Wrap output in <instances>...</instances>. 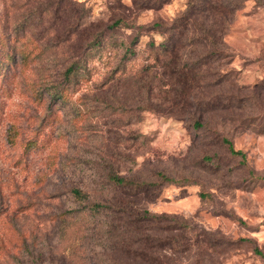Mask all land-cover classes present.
I'll return each instance as SVG.
<instances>
[{
    "label": "rangeland",
    "instance_id": "rangeland-1",
    "mask_svg": "<svg viewBox=\"0 0 264 264\" xmlns=\"http://www.w3.org/2000/svg\"><path fill=\"white\" fill-rule=\"evenodd\" d=\"M220 1L236 9L219 39L200 0H0V264H155L104 245L118 215L84 207L140 190L184 226L188 249L158 247L159 264H264V0ZM200 27L220 52L174 105L159 47ZM139 182L156 184L151 201Z\"/></svg>",
    "mask_w": 264,
    "mask_h": 264
},
{
    "label": "trees",
    "instance_id": "trees-1",
    "mask_svg": "<svg viewBox=\"0 0 264 264\" xmlns=\"http://www.w3.org/2000/svg\"><path fill=\"white\" fill-rule=\"evenodd\" d=\"M200 1L206 2V6L208 7L204 8L203 10H207L209 16L212 15L218 21L219 27L216 33L218 34L217 38L220 39L224 35L223 27L228 26L226 17L228 13L231 14L234 12L236 6H232L231 8L227 9L226 7L228 3L223 4L220 0L219 3L218 0H216L217 3L212 5H210L209 0ZM189 17L190 15H187V18ZM222 22L224 23V26H222ZM200 28L201 35L196 36L193 38V40L190 38L188 42L181 41L174 44L172 43L170 46L163 43L159 47L160 52L163 54L164 60L167 59V61L160 63L159 66L161 68V72L156 73V76L159 77L158 83L161 84L160 89H164L163 87L166 86L167 89L165 92L167 94L171 93V98H173L174 105L180 104L179 102L184 100V96L187 91L189 89L192 90L194 85L200 87L198 83L202 81L204 71L199 70L204 66L205 60L209 59L213 55L215 56L217 51L220 52L218 48H214L218 44V41L214 36L215 32H213L211 29H206L205 27ZM166 30H172V38H177L183 33V29L181 31L177 28V26L173 27V24ZM207 41L210 43H207ZM192 43H198L203 47L208 46L209 48H205L206 50H203L205 52H202L200 58L194 60L195 57L199 55V53L190 58L188 54H186V49L184 48L185 46H191ZM206 43L210 44V46ZM219 43L221 44L220 41ZM191 50L188 52H191ZM126 51H129V48H126ZM127 53L128 52H126V54ZM78 65V62H74L66 68L64 73L66 79H68V77L73 74V71L77 70ZM213 75H215V73ZM138 79L139 77L137 80ZM148 90H150V88H148ZM177 97L181 100L177 101ZM193 125L201 126V122L199 120H194ZM227 143L228 149L231 153H242L240 150H234L231 143ZM159 175L162 179H167L162 173H159ZM113 180L115 184L121 188H126L125 184H131L126 180V178L123 177L115 176L113 177ZM137 185L143 187V189H145L144 191H146L144 193V197H141L142 200L151 201L152 195H149L148 191H150L149 188L155 187L156 184L139 182ZM136 192H138L137 195L134 193L132 195H127L122 200H119L115 206L112 205V207L101 202H93L84 206L87 207L85 210L91 214H104L110 210L111 213L118 215L116 217V221L112 220L106 225L107 229L102 232V234L105 235H100V239L103 241L102 243L104 245H114L118 248V250L122 249V254L126 258L130 259L131 262H137V260L141 259L155 264L161 263V258L158 256L155 257L156 252H158V247L169 245L175 251L183 248L188 249V247H186L187 240L185 242L179 243V238H181V236L175 234L176 231H174L184 228V226L179 224L176 219L165 220V217L162 215L152 213L148 209L144 208V202L141 201L142 203H140L137 200V198L141 195L142 190ZM71 194L77 200L83 201L86 199V195L78 188H72ZM129 196L131 198L135 197V200L129 199ZM81 210L82 208L73 210L72 212H80ZM170 221L178 223L179 225L176 226L175 224H170ZM164 222H168L169 224L164 226ZM164 231L167 232V234L165 237H161L163 236L161 233ZM64 232L62 231V234ZM100 233L101 231L97 232V235ZM190 245L191 242L188 240L187 246Z\"/></svg>",
    "mask_w": 264,
    "mask_h": 264
}]
</instances>
